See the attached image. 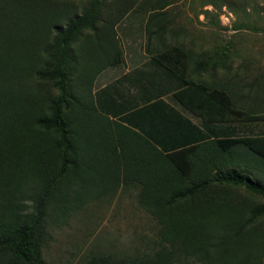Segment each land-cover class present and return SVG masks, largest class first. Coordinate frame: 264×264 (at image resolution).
Returning a JSON list of instances; mask_svg holds the SVG:
<instances>
[{
    "label": "trees",
    "instance_id": "trees-1",
    "mask_svg": "<svg viewBox=\"0 0 264 264\" xmlns=\"http://www.w3.org/2000/svg\"><path fill=\"white\" fill-rule=\"evenodd\" d=\"M178 1L85 0L78 8L70 0H0V264H48L52 223L133 186L158 225V248L136 257L90 253L77 264H264V137L163 152L95 103L97 76L124 62L115 26L131 11L150 12L147 44L155 45L147 51L183 83L173 94L182 108L204 124L264 125V74L240 87L192 77L229 74L236 58L253 73L264 55L232 52L235 39L211 32L216 44L190 66L192 55L176 42L183 22L166 12ZM255 1L202 0L212 9L200 14L226 30L218 15L226 8L241 22L233 30L252 29Z\"/></svg>",
    "mask_w": 264,
    "mask_h": 264
},
{
    "label": "rangeland",
    "instance_id": "rangeland-1",
    "mask_svg": "<svg viewBox=\"0 0 264 264\" xmlns=\"http://www.w3.org/2000/svg\"><path fill=\"white\" fill-rule=\"evenodd\" d=\"M84 2L85 0H70V4L78 8ZM184 2L182 0L172 4L166 12L167 16L175 19L171 20L174 24L183 22V29L187 32L180 34L181 37L176 42L188 55H192L190 66L205 58L201 56L210 51L209 43L216 44V35H212L213 32L221 36L223 42L236 40L232 52L247 50L264 55V0L255 1L260 14L249 16V21L253 23L252 29L239 31L233 30L232 26L241 22L228 9L222 8L218 12L221 25L227 28L218 30L208 26L204 15L200 14L202 9L211 10V7L202 8V0ZM255 5L251 3L250 8ZM149 14L150 12L131 11L115 26L123 48L124 62L102 71L95 79L93 94L99 111L142 133L163 152L213 138L264 137L262 123L252 126L237 122L204 124L179 105L173 94L183 87V83L159 66L151 58V52L147 51L149 49L153 52L155 45L153 40L150 47L147 44L148 33L145 27ZM161 20L165 22L164 19ZM241 21L248 22L243 17ZM165 38L167 43H175L170 35ZM242 63V58L234 59L231 72L226 75L218 70L215 75L207 72L192 77L203 80L214 78L213 82H220V79L223 82L231 81L240 87L264 74V61L261 62L263 66L253 70V73H245ZM140 64L143 65L131 74H125L132 65ZM189 71L192 72V68ZM134 76H139L141 80L134 81ZM254 91L256 90H252L251 94ZM248 92L247 89L243 90L245 94ZM258 97L264 101V97ZM260 112L264 113V110ZM138 192L139 188L135 186L129 190L119 188L110 200L91 201L75 214H71L64 223H52L49 227L52 240L44 250L48 264H77L90 253L105 252L136 257L156 250L158 225L139 206ZM180 264L202 263L193 258Z\"/></svg>",
    "mask_w": 264,
    "mask_h": 264
},
{
    "label": "crops",
    "instance_id": "crops-1",
    "mask_svg": "<svg viewBox=\"0 0 264 264\" xmlns=\"http://www.w3.org/2000/svg\"><path fill=\"white\" fill-rule=\"evenodd\" d=\"M141 65H143V64H140V65H132V67H131V69H130V67L128 68V69H130V70H126V72H125V74H131V72L132 71H134L135 69H137V68H139ZM130 71V72H129ZM129 76V75H128ZM137 76V75H136ZM132 79L134 80V81H136V82H139L141 79L139 78V76L136 78L135 76L134 77H132ZM107 84V83H106ZM105 86V85H104ZM140 87V92L142 93V91H141V88H142V86L140 85L139 86ZM152 91V90H151ZM159 98V97H158Z\"/></svg>",
    "mask_w": 264,
    "mask_h": 264
}]
</instances>
